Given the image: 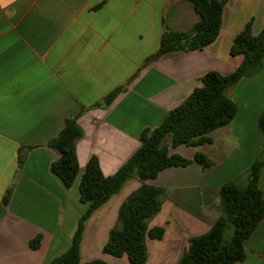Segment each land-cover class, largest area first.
<instances>
[{
    "label": "crops",
    "instance_id": "1",
    "mask_svg": "<svg viewBox=\"0 0 264 264\" xmlns=\"http://www.w3.org/2000/svg\"><path fill=\"white\" fill-rule=\"evenodd\" d=\"M229 5L213 45L144 66L160 49L164 21L175 31L190 30L198 21L188 0H0V264H49L64 254L88 208L80 201L79 184L90 158H98L104 176L115 175L140 149L142 132L159 127L202 87L204 75L235 72L241 58L230 55L234 39L251 19L258 35L264 13L236 25ZM117 88L124 91L105 105ZM229 97L238 113L210 134L212 144L170 150L188 159L203 153L214 166L170 168L147 182L167 189L168 197L150 223L165 233L161 240H147L146 264H179L189 240L220 218L221 187L249 181L248 171L263 151L258 120L264 113V67ZM79 113L80 173L67 189L51 171L61 155L48 144ZM139 187L132 179L87 221L83 262L107 261L102 250L118 211ZM259 187L264 199V167ZM38 236L40 248L33 250L30 243ZM244 246L246 259L236 264H264V218Z\"/></svg>",
    "mask_w": 264,
    "mask_h": 264
},
{
    "label": "trees",
    "instance_id": "2",
    "mask_svg": "<svg viewBox=\"0 0 264 264\" xmlns=\"http://www.w3.org/2000/svg\"><path fill=\"white\" fill-rule=\"evenodd\" d=\"M188 2L198 15V21L187 31L172 30L164 21L165 32L160 49L144 66L167 54L203 51L218 40L230 0ZM253 24V19L247 22L230 49L232 57L241 58L235 72L222 76L211 71L204 75L202 87L195 89L185 102L170 112L159 127L142 132L140 149L115 175L104 176L98 158H90L79 184L80 201L88 208L79 220L70 248L49 264H114L99 258L83 262L81 244L87 221L132 179L137 180L140 187L121 205L102 253L115 259L125 258L128 264L148 262L147 240H161L165 233L163 228H150V223L161 212L168 191L147 182L170 168L188 167L194 163L203 170L214 166L215 162L203 153L198 152L193 159H188L171 154L170 150L182 145L196 148L212 144L210 134L235 119L238 106L230 99L229 91L243 79L260 73L264 67V22L258 35L253 33ZM123 91L124 88L114 90L104 99V104L112 105ZM81 115L70 118L65 128L48 144L61 155L52 164L51 171L67 189L74 186L80 173L77 144L84 137L78 123ZM258 125L264 138V113ZM263 167L264 142L263 151L248 171L247 185L242 187L233 181L221 187L220 218L207 233L189 240V248L179 264H236L246 259L245 242L264 218V199L259 187ZM10 197L11 191L6 194L4 205L7 206ZM41 240L38 236L31 241L30 247L39 249Z\"/></svg>",
    "mask_w": 264,
    "mask_h": 264
},
{
    "label": "rangeland",
    "instance_id": "3",
    "mask_svg": "<svg viewBox=\"0 0 264 264\" xmlns=\"http://www.w3.org/2000/svg\"><path fill=\"white\" fill-rule=\"evenodd\" d=\"M231 7L227 8V11L233 19L235 20V24L238 25L241 22L245 21L249 15H253L256 18L260 17L261 14L264 13V6L260 4V0H234L230 1ZM233 8V9H232ZM232 9V10H231ZM173 12L169 14V21H171V16ZM107 261H110L112 263L116 264H128V261L123 258V259H114V258H109L105 257Z\"/></svg>",
    "mask_w": 264,
    "mask_h": 264
}]
</instances>
